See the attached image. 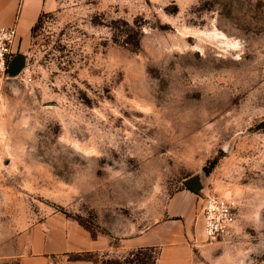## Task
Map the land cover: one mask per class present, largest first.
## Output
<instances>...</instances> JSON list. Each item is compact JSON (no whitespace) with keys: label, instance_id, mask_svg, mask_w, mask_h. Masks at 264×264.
<instances>
[{"label":"rangeland","instance_id":"1","mask_svg":"<svg viewBox=\"0 0 264 264\" xmlns=\"http://www.w3.org/2000/svg\"><path fill=\"white\" fill-rule=\"evenodd\" d=\"M46 5L16 50L22 70L0 79V264L55 214L115 246L185 220L198 264H264V0ZM136 26L137 48L114 42ZM207 195L237 212L215 243L202 233ZM116 248L105 264L134 252ZM155 258L149 248L134 264Z\"/></svg>","mask_w":264,"mask_h":264},{"label":"crops","instance_id":"2","mask_svg":"<svg viewBox=\"0 0 264 264\" xmlns=\"http://www.w3.org/2000/svg\"><path fill=\"white\" fill-rule=\"evenodd\" d=\"M46 6V0H0V27L16 28L15 50L27 46L31 29L39 15L47 11ZM181 196L189 200L192 195L185 191ZM186 225L185 220L154 223L141 234L117 244L118 250L128 254L140 248H154L155 264H198L190 243L193 237L184 231ZM172 227L175 232H171ZM110 235L55 214L16 238L18 252L14 259L16 264H104L103 256L117 250ZM82 255L92 257L79 258Z\"/></svg>","mask_w":264,"mask_h":264},{"label":"built area","instance_id":"3","mask_svg":"<svg viewBox=\"0 0 264 264\" xmlns=\"http://www.w3.org/2000/svg\"><path fill=\"white\" fill-rule=\"evenodd\" d=\"M17 31L14 26L0 27V79L7 75L10 63L16 55ZM234 205L215 195H207L201 208L202 233L205 241L218 242L229 235L236 222Z\"/></svg>","mask_w":264,"mask_h":264},{"label":"trees","instance_id":"4","mask_svg":"<svg viewBox=\"0 0 264 264\" xmlns=\"http://www.w3.org/2000/svg\"><path fill=\"white\" fill-rule=\"evenodd\" d=\"M46 13L42 12L39 17L38 20L36 22V24L32 27L31 29V35L33 36L36 32V30H38V28L42 25L44 18L46 17ZM127 27L128 24H126ZM137 27V26H136ZM135 27V28H136ZM118 36L115 37L114 42L116 43H122L125 46H129L131 48H137L139 46V38L141 36V28L137 27L135 30V37L133 39H131L127 33L126 30H119L118 32ZM207 172V171H206ZM149 248H140L135 250L134 252L130 253L129 256L123 261L122 264H134L135 262H138L139 257L143 254L144 251L148 250ZM156 262V258L154 260ZM154 262V264H155ZM104 263V262H103ZM105 264V263H104Z\"/></svg>","mask_w":264,"mask_h":264},{"label":"water","instance_id":"5","mask_svg":"<svg viewBox=\"0 0 264 264\" xmlns=\"http://www.w3.org/2000/svg\"><path fill=\"white\" fill-rule=\"evenodd\" d=\"M24 65V58L20 55H15L12 62L7 70V75L9 77H14L20 73ZM186 186L190 190H197L199 188V182L197 178H191L185 181Z\"/></svg>","mask_w":264,"mask_h":264}]
</instances>
